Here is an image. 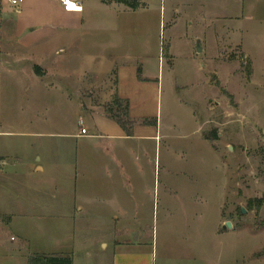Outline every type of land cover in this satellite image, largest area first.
Here are the masks:
<instances>
[{
    "label": "rangeland",
    "instance_id": "1",
    "mask_svg": "<svg viewBox=\"0 0 264 264\" xmlns=\"http://www.w3.org/2000/svg\"><path fill=\"white\" fill-rule=\"evenodd\" d=\"M141 4L135 13H119L120 32L129 40L117 52L92 47L84 53L66 32L59 44L44 42L40 53L20 54L13 40L20 6L0 0V205L6 186L19 202L24 179H56L59 201L54 219L29 226L17 221L2 237L14 250L27 244L30 257L69 253L75 264H103L113 256L104 245L120 232L102 206L119 181L102 179H121L120 191L141 201L163 194L182 221L173 194L192 207L190 219L202 210L210 228L223 205V220L234 231L219 245H208L205 254L213 258L218 250L229 263L264 264V203L257 206L264 200V0H247L245 8L230 0ZM17 59L39 63L54 76L36 78L30 74L35 65L28 72ZM113 60L130 64L114 66ZM137 62L144 65V82L137 80ZM116 84L130 113L125 101L110 112L133 132L113 152L108 137L75 135L81 121L90 135L97 132L86 112L111 108L113 101L103 95ZM75 103L84 113L73 111ZM198 197L201 207L191 204ZM146 212L131 223L132 239L152 241L157 214ZM3 264L25 261L16 257Z\"/></svg>",
    "mask_w": 264,
    "mask_h": 264
},
{
    "label": "crops",
    "instance_id": "2",
    "mask_svg": "<svg viewBox=\"0 0 264 264\" xmlns=\"http://www.w3.org/2000/svg\"><path fill=\"white\" fill-rule=\"evenodd\" d=\"M79 3L83 11L78 12H66L63 9L60 0H22L20 7L16 13L18 20L14 23V36L13 40L18 43L20 47V54L25 50L40 53L42 44L44 42H51L52 44L61 43L65 39L63 33H71V40L75 39V43H78L79 47L83 50H88L92 47L98 48L103 52H117L123 48L125 41L129 40L128 37H124L121 34L120 28V15L122 12L135 13L139 11H132L124 5L117 4L115 0H72ZM200 0H185L188 2H196ZM210 1V0H209ZM247 0H230L233 7L245 8ZM142 3V0H141ZM144 7V5H143ZM36 10V14L33 16L32 11ZM234 13V11H233ZM197 17V16H196ZM197 20V19H196ZM191 22V24L198 23L197 21ZM111 25L113 30H111ZM118 35V36H117ZM67 37V38H68ZM61 52V51H60ZM17 55V54H15ZM120 62L113 60L110 62L112 65L126 66L130 64L129 60H123ZM17 64L22 63L21 69L26 67L30 72V65H36L44 69L46 76L49 77L52 72L46 69L43 65L24 61L20 59L16 60ZM15 64V65H17ZM134 64V63H133ZM15 65H9L15 67ZM25 65V66H24ZM134 65L137 71V80L144 82L142 73L144 65L141 62H137ZM28 66V67H27ZM6 68V67H5ZM141 73V74H138ZM31 75L35 76L32 73ZM53 75V74H52ZM54 76V75H53ZM36 77V76H35ZM38 78V77H36ZM42 79V78H41ZM109 90L104 94V98L109 101H114L116 97L120 100L129 103V101L122 96H119L117 91ZM103 96H101L103 98ZM69 98V97H67ZM82 94L79 96L80 101ZM80 104V102H79ZM75 103L73 111L83 112L81 106ZM107 107L103 111H87L89 120L93 123V131H97L94 134H89V129L84 123V127L88 131V136H80L76 134L75 137L79 140L94 138V137H108L110 140H114V143L110 146V150L117 152L121 150V145L116 143L117 141L127 140L131 136H128L126 132L114 121L110 119L107 114ZM130 113V110H129ZM96 122L102 123L100 128ZM114 125L115 127H111ZM112 131L111 134L107 132ZM105 131L107 134H105ZM133 132V131H132ZM1 160L3 158L0 157ZM37 172H44V167H35ZM105 182L117 183L121 182V179H102ZM133 182L134 179H130ZM136 180V179H135ZM119 182L115 194L112 198H102L105 202L102 206L108 208L112 216H114V226L116 232H120L119 237H114L104 245L105 248L111 246L113 256L103 264H235L229 263L228 258L225 256H218V250L213 258H209L205 254L206 247L208 245L218 244L223 241L228 231H234L232 229H225L224 226L227 221L223 220L222 207L217 213L214 225L210 227L204 226V218L202 210L196 212L192 219L188 216L193 215L190 212L192 207L187 206V201L178 196L177 194H170L171 198L177 200L181 205L180 216L183 215V220H180L175 215L172 206L165 203V196L159 192H154L153 195H149L147 199L138 198L134 195H126L120 191ZM20 198L19 202L17 198H14L12 190L9 187L3 188L2 202L0 205V264L12 260L13 258H23L25 264H28L30 256L25 252L24 244L21 248L15 250L7 246V242L4 241L3 235L7 230L14 229V225L17 221H20L24 226H29L31 223H37L45 217L47 220L54 219L53 215L59 213V201L57 197L58 182L56 179H24V182L20 184ZM54 191V194H52ZM45 200V201H44ZM123 200H128L129 203L125 204ZM194 201L193 203H191ZM190 203L194 206H202L203 199L198 197L193 199ZM150 206V208H149ZM148 207V208H147ZM74 205V211H82L83 208H78ZM191 208V209H190ZM44 209V211H42ZM149 209L146 215H152L149 213L151 209L155 211L156 219L153 214V224L149 231L152 233V241L145 242L142 238H131V232H134L131 227V223L139 220L144 216L143 211ZM161 216V223L159 220ZM39 217V218H38ZM50 217V218H48ZM186 217V218H185ZM2 219L5 220V225L2 226ZM53 222V221H51ZM182 222V223H181ZM138 223V222H137ZM145 223V220L142 221ZM119 226V230H117ZM145 228V227H144ZM146 229V228H145ZM143 230V229H141ZM16 233L22 240L27 238L26 235L16 230ZM14 238H11L13 241ZM69 253H61L54 255H68ZM73 264L75 261L73 259Z\"/></svg>",
    "mask_w": 264,
    "mask_h": 264
},
{
    "label": "trees",
    "instance_id": "3",
    "mask_svg": "<svg viewBox=\"0 0 264 264\" xmlns=\"http://www.w3.org/2000/svg\"><path fill=\"white\" fill-rule=\"evenodd\" d=\"M117 4L124 5L128 9L132 11H137L138 9L142 8L141 0H115ZM33 72L35 76L38 78H44L46 73L39 67L34 66ZM141 74V73H138ZM111 108H106L107 114L112 121L117 123L128 136H132V128L127 127V125L116 115H113L110 110L114 108V106L119 110L123 107V101L116 97L111 105ZM125 110L127 116L129 115V103L125 105ZM116 112V111H115ZM264 200L258 201V209L262 207ZM28 264H73V258L69 255H52V256H44V255H35L30 257Z\"/></svg>",
    "mask_w": 264,
    "mask_h": 264
},
{
    "label": "built area",
    "instance_id": "4",
    "mask_svg": "<svg viewBox=\"0 0 264 264\" xmlns=\"http://www.w3.org/2000/svg\"><path fill=\"white\" fill-rule=\"evenodd\" d=\"M63 6L64 11L66 12H78L81 13L83 11L82 6L79 3H76L72 0H60ZM9 4L12 6H19L22 3V0H8ZM81 128L80 136H88V131L84 127V123L81 121L79 123Z\"/></svg>",
    "mask_w": 264,
    "mask_h": 264
},
{
    "label": "water",
    "instance_id": "5",
    "mask_svg": "<svg viewBox=\"0 0 264 264\" xmlns=\"http://www.w3.org/2000/svg\"><path fill=\"white\" fill-rule=\"evenodd\" d=\"M245 214H246L245 211L242 210V215H245ZM224 228L225 229H232V224L228 222L225 224Z\"/></svg>",
    "mask_w": 264,
    "mask_h": 264
}]
</instances>
